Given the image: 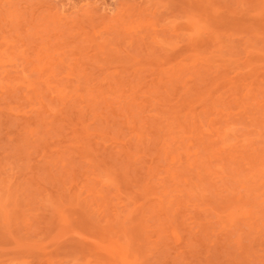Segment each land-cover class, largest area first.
Listing matches in <instances>:
<instances>
[{
  "label": "rangeland",
  "instance_id": "rangeland-1",
  "mask_svg": "<svg viewBox=\"0 0 264 264\" xmlns=\"http://www.w3.org/2000/svg\"><path fill=\"white\" fill-rule=\"evenodd\" d=\"M0 264H264V0H0Z\"/></svg>",
  "mask_w": 264,
  "mask_h": 264
},
{
  "label": "bare ground",
  "instance_id": "bare-ground-1",
  "mask_svg": "<svg viewBox=\"0 0 264 264\" xmlns=\"http://www.w3.org/2000/svg\"><path fill=\"white\" fill-rule=\"evenodd\" d=\"M192 23V22H191Z\"/></svg>",
  "mask_w": 264,
  "mask_h": 264
}]
</instances>
